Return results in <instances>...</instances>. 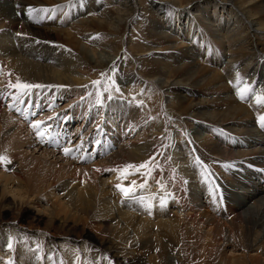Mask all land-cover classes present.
I'll list each match as a JSON object with an SVG mask.
<instances>
[{
    "label": "bare ground",
    "instance_id": "6f19581e",
    "mask_svg": "<svg viewBox=\"0 0 264 264\" xmlns=\"http://www.w3.org/2000/svg\"><path fill=\"white\" fill-rule=\"evenodd\" d=\"M5 2L19 10L0 7V155L10 161L0 190L11 203L37 221L82 224L84 244L118 263L264 264V0ZM30 6L54 11L35 22ZM98 50L106 64L90 61ZM121 61L127 72L115 75ZM17 77L53 87L20 103L6 88ZM237 86L251 89L245 100ZM36 120L51 126L44 140ZM145 161L150 176L113 171ZM132 180L146 186L125 197L116 185ZM20 237L49 262L106 264L71 239L0 222L2 244ZM59 247L78 259L65 262Z\"/></svg>",
    "mask_w": 264,
    "mask_h": 264
},
{
    "label": "rangeland",
    "instance_id": "374dc122",
    "mask_svg": "<svg viewBox=\"0 0 264 264\" xmlns=\"http://www.w3.org/2000/svg\"><path fill=\"white\" fill-rule=\"evenodd\" d=\"M11 6L14 8V10L19 11L18 9H16L15 6H13L12 3H7L5 2V0H0L1 8L5 7L8 9V7H11ZM16 16H18V14H16ZM34 16H37V15H34ZM91 45H94V44H91ZM82 49H85L84 46H82ZM99 51L100 50H98V52L97 53L95 52L94 54L92 51L90 52L87 51L89 59L94 58L93 60L91 59L90 61L95 64H106V62L109 61V58L107 59L108 51L106 50H103L100 52ZM101 60L102 62H99ZM121 63H122V68L120 67L121 68L120 69L119 66ZM117 64H118L117 68H115V71H114L115 75L117 74L121 75L124 69H125V72H127L126 70L127 68L125 67L128 65V63L121 61V62H118ZM127 79L128 77L127 78L117 77V81L122 82L123 84L127 83ZM75 127L76 125L73 124L72 129H75ZM196 130L200 135L199 136L200 139L204 138V136L207 135V133H205L206 131H203L201 128L196 127ZM8 197H6L0 190V222L3 223V226L10 225V226H13L15 229H18V231H24V232L30 233L31 235L44 234L46 237H49L48 239L52 241L54 244L62 243L68 238V239H71L70 242L74 243L78 249H85L86 251H90L91 254L95 255L96 257H98L100 260H102L106 264H123V263H118L119 259L116 257V255L106 250V248H100L99 246H96V244H93L92 242L89 244L88 243L84 244V241L88 240L87 234L89 230L87 227H82L83 226L82 224H77L75 221L66 223L64 219L56 221V220H53L50 215L48 216L47 213L43 214L42 219L37 221L34 218L33 214H31V211L29 210L27 205L23 204L20 201L16 202V204L11 203V201L9 200L10 198ZM56 222H58V224ZM26 242H27L26 238L20 237L16 241V243L14 242V246L12 249L9 248V246H7L6 244H2L0 242V249L2 252L1 255L3 257L1 264L2 263L8 264V262L12 263L13 261L17 262L18 264H22L23 260H27V259H30L33 262V264H41V263L42 264H56L54 262H49L50 259H47V258L42 259L40 245L36 246L35 244L33 245L34 247H30L28 242L27 243ZM33 243H35V241ZM56 249H58L59 251L54 254H59L65 262L67 261V259H78V258H75L72 254L65 253V251H63L61 247L56 248ZM44 256L45 254L43 255V257Z\"/></svg>",
    "mask_w": 264,
    "mask_h": 264
},
{
    "label": "snow or ice",
    "instance_id": "6c2138e0",
    "mask_svg": "<svg viewBox=\"0 0 264 264\" xmlns=\"http://www.w3.org/2000/svg\"><path fill=\"white\" fill-rule=\"evenodd\" d=\"M54 11V9H49V8H33V7H29L27 9V14L29 16V19H33L35 22H40V19H42V16H34V13H49ZM239 79V77H238ZM96 85L100 84V81H94L93 82ZM115 82L113 81V84ZM51 88L53 87L52 85H42V84H32V83H27V82H22L18 77L16 79V82L13 83L11 81L8 82V84L6 85V88L9 89H16V94L14 95V99L20 103H23V98L24 97H30L33 93L34 89H42V88ZM60 87V86H57ZM116 91H119V88L115 89ZM237 95L239 97V99L241 100H245L247 98V94L251 91V89L247 86L245 87H238L237 86ZM104 91H109L108 88H105ZM3 93L0 92V95H2ZM102 93H98L97 94V104H101L102 103ZM112 96L109 95L108 99H111ZM256 101L258 104H264V95H257L256 96ZM33 115H35V113H33ZM49 120L53 119V117H48ZM258 122L260 124L261 127H264V115H260L258 116ZM31 127L34 129V131L36 132V135L41 139L44 140L46 135L49 134V128L51 127L50 125H46V121L44 120H36L35 122H33L31 124ZM97 143H99V141H97ZM72 149L65 147L64 148V153L65 155H71L72 154ZM0 163H10V161L8 160L7 156L4 155H0ZM152 161H145L139 165H133V164H127L124 165L122 168L120 169H114L113 171H119L120 175L118 177V179H127L129 175H135L136 172H140L141 169H144L145 171L142 173V175L144 176H150L151 172H152V167H151ZM131 170V171H129ZM99 171V169H98ZM146 186V182L143 184H137L135 180L131 181V184L129 187H123L122 184H117L116 187L117 189L125 196V197H131V198H135L134 196H132V194L136 191L137 188H141L143 189ZM9 248L12 247L11 244L8 245ZM61 264H63V262L61 261Z\"/></svg>",
    "mask_w": 264,
    "mask_h": 264
}]
</instances>
